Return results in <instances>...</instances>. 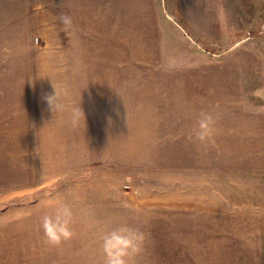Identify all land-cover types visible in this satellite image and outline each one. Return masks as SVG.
<instances>
[{"label": "rangeland", "instance_id": "rangeland-1", "mask_svg": "<svg viewBox=\"0 0 264 264\" xmlns=\"http://www.w3.org/2000/svg\"><path fill=\"white\" fill-rule=\"evenodd\" d=\"M261 96L264 0H0V264H103L121 223L146 237L134 264H264Z\"/></svg>", "mask_w": 264, "mask_h": 264}, {"label": "clouds", "instance_id": "clouds-1", "mask_svg": "<svg viewBox=\"0 0 264 264\" xmlns=\"http://www.w3.org/2000/svg\"><path fill=\"white\" fill-rule=\"evenodd\" d=\"M59 20L66 30L71 29L74 23L72 16L68 14H61ZM261 91L256 90L253 95H258ZM46 100L53 112L63 110V104L59 101L56 90L55 95L46 97ZM81 115H83L81 108H73L72 123L78 122ZM216 125L217 119L211 113L201 111L193 132L194 138L202 144H214V136L217 133ZM45 207L54 208V211L42 218L40 228L44 242L51 247H60L74 235L72 207L55 200L46 201ZM145 238V234L139 228L128 223L107 228L99 238L103 264H134L135 257L142 252Z\"/></svg>", "mask_w": 264, "mask_h": 264}]
</instances>
